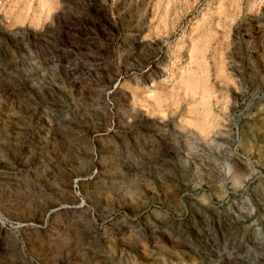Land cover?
<instances>
[{"label":"rangeland","instance_id":"rangeland-1","mask_svg":"<svg viewBox=\"0 0 264 264\" xmlns=\"http://www.w3.org/2000/svg\"><path fill=\"white\" fill-rule=\"evenodd\" d=\"M0 264H264V0H0Z\"/></svg>","mask_w":264,"mask_h":264}]
</instances>
